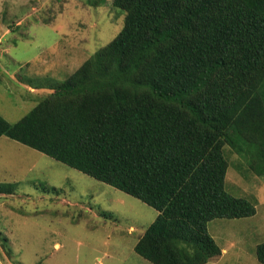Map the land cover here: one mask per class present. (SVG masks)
Here are the masks:
<instances>
[{
  "label": "trees",
  "instance_id": "trees-1",
  "mask_svg": "<svg viewBox=\"0 0 264 264\" xmlns=\"http://www.w3.org/2000/svg\"><path fill=\"white\" fill-rule=\"evenodd\" d=\"M116 1L118 36L19 122L0 115V138L156 209L142 258L207 264L222 254L209 223L257 212L226 191L225 149L264 176V0Z\"/></svg>",
  "mask_w": 264,
  "mask_h": 264
},
{
  "label": "rangeland",
  "instance_id": "rangeland-1",
  "mask_svg": "<svg viewBox=\"0 0 264 264\" xmlns=\"http://www.w3.org/2000/svg\"><path fill=\"white\" fill-rule=\"evenodd\" d=\"M105 1L0 0V115L9 123L118 36L127 10ZM225 154L226 191L256 201L257 212L209 224L222 254L207 264H261L264 176L232 148ZM0 183L17 184L0 195V264H152L135 247L158 211L141 200L6 136Z\"/></svg>",
  "mask_w": 264,
  "mask_h": 264
},
{
  "label": "crops",
  "instance_id": "crops-1",
  "mask_svg": "<svg viewBox=\"0 0 264 264\" xmlns=\"http://www.w3.org/2000/svg\"><path fill=\"white\" fill-rule=\"evenodd\" d=\"M0 195H2V194H0ZM211 222H212V221H211ZM211 222H210V223H211ZM210 223H209V224H210ZM215 226H216V225H215ZM220 227H221V225H220ZM209 232H210V227H209ZM211 235H212V233H211ZM212 236H213V235H212ZM213 238H215V236H213Z\"/></svg>",
  "mask_w": 264,
  "mask_h": 264
}]
</instances>
